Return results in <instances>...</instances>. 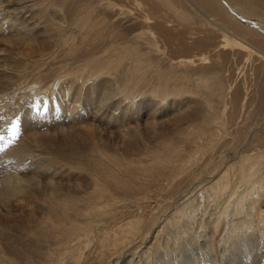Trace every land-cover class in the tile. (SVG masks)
I'll return each mask as SVG.
<instances>
[{"label": "bare ground", "instance_id": "1", "mask_svg": "<svg viewBox=\"0 0 264 264\" xmlns=\"http://www.w3.org/2000/svg\"><path fill=\"white\" fill-rule=\"evenodd\" d=\"M71 1L76 2V9L71 6L73 17L66 20L49 0H5L1 10L12 14V17L29 13L26 24L15 23L14 34L11 33L12 37L5 41L10 45L21 44L23 51L28 52L32 50L31 42L28 41L46 33L42 30L49 31V24L54 25L56 29L68 33L63 45H73L76 40L79 46L85 40L89 42L90 52L95 56L85 57L82 61L89 60L90 65L84 62L78 66V72H64L62 79L54 83L38 85L36 81H30L19 86L16 81L13 82V70L0 64L1 79L12 80L7 85L0 84V94L10 91V97L20 100L24 98L23 95L46 87L40 96L34 97L40 102V107L28 114L41 116L42 113L44 118H49L60 110L58 108L54 113L49 110L50 114L42 108L46 94L53 92L55 86L60 92V103L64 104L63 108H68L66 117L70 118L71 107L75 106L70 104L74 97L75 103L83 105L85 102L84 108L91 111L90 121L96 125H109L108 114L112 103L117 99L124 100L126 105L134 104L141 98L140 95L149 96L159 103L171 102L173 114L184 110L178 114L186 122L181 126L186 135L184 140L195 145L197 150L184 153L175 149L171 152V144H163L162 148L167 149L168 154L160 158L155 168L170 165L173 173L167 179V184L173 186L167 193H163L165 201L162 205H157L161 192L151 194L147 198L148 204L143 203L145 197L129 198L130 194L125 195V190L115 195L114 192L133 184V181L121 184L108 168L97 170L93 178H89V191L69 200L62 199L56 209L51 206L45 209L46 215L52 218V223L56 219L65 223L61 230L57 228L54 232L59 235L55 242L63 245V248L56 254H47L45 260L48 264H138L132 262L131 257L128 259L129 253L133 249L137 250V245L146 238L149 225L157 223L155 228H160L165 244L160 245L162 237H159L158 246L152 242V248L142 251V261L154 249L155 257L153 256L152 261L147 260L148 264H172L173 250L193 238L203 242L205 251L212 252V245L208 238H204V233L202 235L199 232V228L208 224L215 233L220 222L225 220L229 225L228 232L219 240L218 252L228 254L226 259L230 261L229 264L234 261L243 264V259L259 248L258 245L252 250L244 249L245 246L252 242L262 244L264 241V93L257 102L253 101L246 86H243L245 84H233L230 82L232 75L227 76L226 72L230 68L227 65L229 62L236 65V68L240 65L243 67L248 61H256L262 69L261 76L264 77V11H261L263 17L254 12L256 4L251 0H196L197 5L205 9L207 17H217L212 23L220 32L219 41L213 44L206 41L202 43L208 49L209 57L201 54L194 58L167 59L165 48H161L162 45L160 46L153 32L131 28L137 22L145 25L148 17H132L127 12L112 7L107 0H68V3ZM162 3L173 12L178 21L189 22V17L169 0H162ZM114 21L117 25L110 26ZM74 46L75 50L78 46ZM72 52L73 48L72 51L67 49V55L70 56ZM7 58L8 55L0 50V63ZM79 78L82 80L78 82ZM192 96L197 97L198 107L188 113L185 109L189 108ZM57 106L53 103L51 108ZM175 106L180 109H175ZM118 107L116 104L114 111ZM26 120L23 124L25 131L31 127L37 129L40 123H45H29ZM89 128L92 130V126ZM130 128L123 127L121 131L127 132L124 136H130L129 132L133 129ZM39 131L31 134L30 142L37 143L38 138L44 134ZM20 146L16 150H10V153L8 151V154L16 157L21 155ZM229 152L232 156L227 159ZM31 158L35 159L32 164H36L37 174L41 170H48L39 165L38 162L42 161L40 154ZM22 160L25 161L24 157ZM106 160L101 157L95 159L99 165H108ZM4 164L7 165L5 173H10L13 161L7 159ZM20 182L23 183V180L1 179V216L9 213V207L21 202L16 196L30 191L28 188L31 185H36L33 179H29L30 185ZM191 185L194 186L193 190L188 189ZM31 194L35 196L34 192ZM177 194L180 196L177 197ZM201 197L214 201L212 209L209 210L206 204L205 212H201V205L195 214L189 215V210L193 213L192 209L198 206ZM13 199L17 201L13 202ZM252 214L256 215L254 219L249 218ZM146 227V230L143 229ZM3 234L0 230V264H13V245L11 242L7 243L6 240L10 238ZM262 248L264 254V244ZM223 249L226 250L224 253ZM231 249L233 252L229 253ZM261 256L263 257L261 254L255 264L262 263Z\"/></svg>", "mask_w": 264, "mask_h": 264}, {"label": "rangeland", "instance_id": "2", "mask_svg": "<svg viewBox=\"0 0 264 264\" xmlns=\"http://www.w3.org/2000/svg\"><path fill=\"white\" fill-rule=\"evenodd\" d=\"M169 1L189 17V22L178 21L173 12L162 3V0H107L112 7L127 12L132 17H148L149 20H147L145 25L137 22L133 23L131 28L133 30L140 29L153 32L160 46L162 45L161 48H165L167 59L194 58L201 54L209 57V51L202 43L206 41L213 44L219 41L220 32L214 23H212L215 22L214 18L217 17H207L205 9L198 6L196 0ZM49 2L56 7L64 19L68 20L71 16L73 17L72 8L76 2L71 1L68 3V0H49ZM251 2L256 4L255 10H257H254V12L261 14V11H264V0H251ZM4 3L5 0H0V50H3L8 55V58L0 64L13 70V82L16 81L17 85L21 86L22 84L24 86L30 83V81H36L38 85L54 83L62 79L64 72L77 70L85 62L82 61L85 57L92 58L95 56V54L90 52L91 48H89L87 40L83 41L84 44H81V46L77 45L78 40H76L75 44L78 47L75 50V44L70 45L66 43L63 45L68 33L56 29V26L50 24L47 26L49 31L42 30L46 33L28 41L31 42L32 47V50L28 52L23 51L21 44H8L5 40H8L14 34L15 23L24 24L27 22L29 13L24 12L21 15H14L12 17V14L1 10ZM257 5L258 7L256 8ZM258 16L261 18L262 14ZM114 25H117L116 21L110 24V26ZM159 37H162V40ZM240 39L243 40V37ZM68 48L70 51L73 48L74 51L70 56L69 54L67 55ZM93 52H95V49ZM88 61L86 60L85 63H88ZM88 65L90 64L88 63ZM227 65L230 66L228 70L230 74L226 72V75H232L230 82H233V84H245L243 86H246L245 89L249 92V97L257 102L259 96L264 93V77L261 76L260 72L262 69H260L259 63L248 61L244 64L245 66L243 65L242 67L240 65L236 68V65L234 66L231 62L227 63ZM6 70L9 71L8 69ZM81 80L82 78H79L78 82ZM11 81L1 79L0 77L1 85H7ZM45 89L46 87L39 91L29 92L23 95L24 98L20 100L10 97V91L0 94V159L3 160H0V181L2 178H13V180H23V183H20L24 185H30L29 179H33L34 183L36 182V185H31L28 188L30 191L16 196V199L21 201L20 203L9 207L11 210L8 211V214L0 215V230L4 233V237L10 238V240H6L7 243L11 242L13 245V264H48L45 260L47 254L53 252L56 254L63 248V245L56 243L59 235L54 232L57 228L61 230L65 226V223L57 219L52 223V218L46 215L47 210L45 209L48 206L56 209L57 205L61 204L60 201L62 199L69 200L71 197H79L89 191V178L90 176L93 178L97 170L108 168L113 173V177L118 179L121 184L124 181H133V184L114 192L115 195H119L121 191L125 190L127 191L125 195L130 194L129 198L145 197L143 203L148 204L147 198L151 194L161 192L163 199L160 197L157 205H162L165 201L164 194L173 186V184H167V179L173 173L172 167L167 165L155 168L160 158L168 154L167 149L162 148L163 144L166 142L170 143L171 147L169 149L171 152L175 149L184 153H191L197 150L195 145L190 142L188 144L184 140L186 135L183 134L181 126L185 125L186 122L183 121V117L178 116L184 110L173 114V110L170 109L171 102L159 103L149 96L140 95L141 98L137 99L139 100L138 103L136 100L134 104L129 103L127 106L124 100L117 99L112 103L108 114L110 117L109 125H96L90 121L89 115L91 111L89 108H84L85 102H83V105L78 102L75 103L73 101L74 97L70 101V104H75V106L71 107L72 113L70 118L66 117L65 113H69L68 108H63L62 105L64 104L60 103V92L54 86L53 92L46 94V100L42 108L44 112H49L50 110L51 113L58 108L60 110L53 117L49 118L47 116L44 118L42 113L41 116L38 114L40 117L38 115L30 116L28 112L37 110L40 107V102L35 100L34 97L40 96L41 92ZM192 97L193 99L188 105L189 108L185 109L188 113L189 111L190 113L193 112L198 107L196 104L197 97ZM14 100H16V103ZM53 103L58 105L54 109L51 108ZM116 104L119 107L114 111ZM126 106L127 109H125ZM174 108L180 109L178 106ZM31 119H33L32 122ZM24 120L29 123H45H40L41 125L37 129L31 127L25 131L23 129ZM158 122H160V125H157ZM91 126L92 130L89 128ZM124 126L133 128H130L132 130V132H129L131 133L130 136H124L127 133L121 131ZM38 131L44 134L38 138L37 143L30 142L29 138L31 134L34 132L38 133ZM19 145H21L20 153L22 152V156L19 154L16 157L15 155L11 156L8 154V151L10 153V150H16L19 148ZM195 153L197 154V152ZM36 154H40V161L42 160V163L38 162L39 165L45 167V169L48 168L46 172H43L38 166L37 168L41 172L37 174L34 166L36 164H32L35 159L31 158ZM231 156L229 152L226 158L230 159ZM22 157H24L25 161L22 160ZM96 157L107 159L106 161L109 164L105 165L104 163L99 165L95 161ZM7 159L13 161L10 173H5L4 171V168L7 166L4 162ZM130 165L134 167L130 168ZM189 187L188 189L190 190L194 188L193 185ZM32 192L35 193V196L31 194ZM178 196L180 195L177 194ZM17 200L13 199V202ZM213 203L214 201L211 198L204 199V197H201L198 206L193 207V213L191 209L189 210V215L195 214L201 205V212L206 209V204L209 206V210H211ZM250 216L249 218L251 219L256 217L255 214ZM207 218L208 215L205 216V219ZM167 219L170 221V218ZM195 221H197V218ZM155 225H149L146 238L137 245V250L133 249L129 253L128 259L131 257L130 260L132 262L148 264L147 260L152 261L154 259V249H151L152 254H154L152 255L150 252V256L143 261L142 251H146L151 247L152 242L155 246H158L161 237L162 241L160 245L165 244V238L159 232L160 228H155ZM207 225L199 228V232L202 235L204 233V238H208L207 240L212 245V252L208 253L205 251L203 242L197 238H193L185 241L177 250H173L171 255L174 258V262L172 264H190L193 262H199V264H229L230 261L226 259L228 254L224 253L226 250L223 249L224 254H221L218 252L217 247L219 240L227 235L228 223L222 220L215 233L212 231L213 227ZM108 227H111V225ZM147 228L143 229L146 230ZM211 233H213V236L210 235ZM263 242L262 244L252 242L250 245L245 246L244 249L252 250V248L258 247V245L259 248L254 249L248 258H242L243 264H255V261L259 259L258 257L261 254L263 255L260 258L261 264H264ZM221 247L220 245L219 248ZM160 249H163V247H160ZM228 252L232 253L233 250L231 249ZM236 262L234 261L231 264H235Z\"/></svg>", "mask_w": 264, "mask_h": 264}]
</instances>
